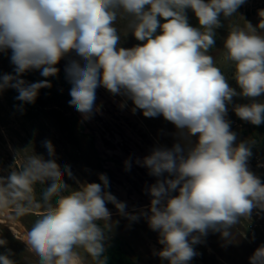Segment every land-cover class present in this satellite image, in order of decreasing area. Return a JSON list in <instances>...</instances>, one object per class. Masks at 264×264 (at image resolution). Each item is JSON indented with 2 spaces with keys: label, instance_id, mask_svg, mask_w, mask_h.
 <instances>
[{
  "label": "clouds",
  "instance_id": "clouds-1",
  "mask_svg": "<svg viewBox=\"0 0 264 264\" xmlns=\"http://www.w3.org/2000/svg\"><path fill=\"white\" fill-rule=\"evenodd\" d=\"M245 0H0V52L11 50L14 74L0 76V92L15 89L16 100L35 103L49 80L28 82L23 75L39 70L41 76L59 73L56 65L71 53L65 75L71 84L69 105L89 119L95 108L96 89L105 88L113 96L130 100L131 111L145 117L162 115L182 136H195L194 146L185 150L180 143L172 148L156 147L137 161L157 177L145 216L158 232V253L169 264H189L197 254L193 245L209 231L219 232L226 241L230 229L253 209L264 211V183L249 171L251 151L244 142L236 144V133L226 119L233 97L250 98L251 103L234 105L243 121L264 123V35L251 23L232 26L224 41V59L234 66L232 88L214 58L208 54L215 44L220 17L233 16ZM191 10L200 27L188 23ZM259 29H264V10ZM128 18L140 44L119 47L116 22ZM161 19L164 21L161 23ZM186 130V131H185ZM50 157L51 141H44ZM126 170L130 162L126 161ZM72 176L69 166L62 171L55 159L32 155L23 168L0 177V206L20 201L34 203V185L50 181L42 193L46 213L24 235L38 264H85L78 248H83L94 264L102 258L109 221L106 206L113 204L121 216L131 221L138 215L126 211L107 189L106 174L100 183H86L71 190L64 176ZM167 174V175H165ZM67 193V194H65ZM175 193V194H174ZM55 202L53 203V198ZM35 206L39 207V203ZM107 225H105L106 227ZM5 240L0 239V245ZM250 264H264V245L249 258ZM0 264H15L9 254H0Z\"/></svg>",
  "mask_w": 264,
  "mask_h": 264
},
{
  "label": "rangeland",
  "instance_id": "rangeland-1",
  "mask_svg": "<svg viewBox=\"0 0 264 264\" xmlns=\"http://www.w3.org/2000/svg\"><path fill=\"white\" fill-rule=\"evenodd\" d=\"M260 10H264V0H245L233 16H221V27L215 29V44L208 52L237 92L240 89L234 79V66L224 59V41L232 26L243 28L247 23L256 27L258 34L264 35V29L257 27L261 19ZM186 14L191 26L200 27L190 9ZM127 23L128 18L116 22L120 34L119 47L132 48L141 42L127 29ZM10 57V49L0 52V76L14 74L15 66ZM70 59L79 58L71 53L62 59L56 65L59 73L54 77L66 79L65 65ZM38 76H41L39 70H30L22 78L32 80ZM70 88L69 82L56 84L57 100L48 103L44 109L37 108L32 118L25 117L20 111L12 96V88L0 92V177L6 178L12 171L21 170L32 155L45 160L54 158L62 171L66 165L69 166L72 176L66 174L64 181L71 190H78L86 183H100L99 174H106L109 180L107 190L126 204L127 212L138 215L139 219L131 221L121 216L116 207L108 203L106 206L111 218L107 222L100 221L107 237L105 243L111 238L118 239L137 264H169L158 255L163 249V245L158 243V232L149 227L145 216L139 215L148 211L151 201L149 189L157 177L150 175L148 169L137 161H142L156 147L170 149L180 143L187 150L194 146L197 137L182 136L162 115L145 117L139 109L133 113L134 105L130 100L121 107L126 98L113 96L103 87L96 89L94 112L86 120L69 105ZM255 99L264 102V95ZM251 102L250 98L233 97L232 104L227 105L226 119L230 121L231 131L236 133V144L244 142L250 148L249 171L264 183V133L257 129V125L241 120L233 110L236 104ZM58 113L67 120L69 128L63 126ZM46 140L51 141L55 149L54 157H50L44 147ZM126 161L131 165L127 170ZM50 183L37 182L34 185V203L29 206L27 201H20L24 210L19 215L16 202H12L13 208L8 203L0 206V239L6 241L0 245V254H9L15 264H38V257L29 250L24 235L46 213L42 193ZM37 203L39 207L35 206ZM230 231V241L223 239L219 232L209 231L200 243L193 245L197 254L189 264H250L249 258L264 245V211L253 209L249 217H241ZM77 251L85 264H94L83 248Z\"/></svg>",
  "mask_w": 264,
  "mask_h": 264
},
{
  "label": "trees",
  "instance_id": "trees-1",
  "mask_svg": "<svg viewBox=\"0 0 264 264\" xmlns=\"http://www.w3.org/2000/svg\"><path fill=\"white\" fill-rule=\"evenodd\" d=\"M47 79L51 83V87L47 88H41L39 90L38 96L35 100V103H23V110L21 111L23 115L27 118H32L36 115L37 108L44 109L47 107V104L50 102H53L57 100V96L59 94L54 90V87L56 84H64L65 82H68L66 79L60 80L58 77H43L38 76L35 77L32 80H27L28 82H38L41 80ZM18 95L17 91L15 89H12V96L18 105V108L20 109V105L22 102L15 99V97ZM58 117L60 121L62 122L63 126L66 128H69L67 120L62 117L60 113H58ZM257 129L264 133V125L260 124L259 126H256ZM53 203L55 202V197L53 198ZM10 208H13L14 204L12 202H7ZM101 227L102 224L98 222ZM103 259H105V264H137L126 252V250L122 247L121 242L116 238H111L107 243H105V252L102 256Z\"/></svg>",
  "mask_w": 264,
  "mask_h": 264
}]
</instances>
